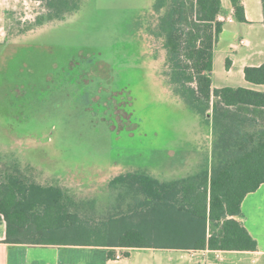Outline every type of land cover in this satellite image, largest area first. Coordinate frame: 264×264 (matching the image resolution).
I'll return each instance as SVG.
<instances>
[{
  "label": "rangeland",
  "instance_id": "374dc122",
  "mask_svg": "<svg viewBox=\"0 0 264 264\" xmlns=\"http://www.w3.org/2000/svg\"><path fill=\"white\" fill-rule=\"evenodd\" d=\"M155 2L81 0L73 15L40 25L41 2L0 15V172L60 188L89 220L80 227L119 226L111 216L128 192L112 185L118 176L177 179L211 146V128L168 83L163 41L148 40ZM233 20L228 11L221 16ZM222 44L218 76L225 75ZM242 210L264 249V185Z\"/></svg>",
  "mask_w": 264,
  "mask_h": 264
},
{
  "label": "trees",
  "instance_id": "16d2710c",
  "mask_svg": "<svg viewBox=\"0 0 264 264\" xmlns=\"http://www.w3.org/2000/svg\"><path fill=\"white\" fill-rule=\"evenodd\" d=\"M33 1L43 3L47 10L36 25L43 24L42 19L48 23L63 21L79 9L81 2ZM261 2L264 16V0ZM231 3L236 20L246 22L241 0ZM150 11L155 18L148 40L151 35L163 41L168 83L211 128L210 148H203L202 159L190 158L183 167L180 165L186 170L177 179L164 181L162 175L144 171L115 178L112 185L124 186L128 193L111 216L124 227L110 230L78 226L77 222L89 220L80 218L74 211L79 212L77 202L60 188L37 184L17 173L0 172V213L7 224L4 243L258 251L257 240L240 219L247 196L264 185V91L213 85L214 53L224 29L220 20L224 14L222 0H156ZM244 74L247 83L264 85V64L248 66ZM140 194L144 198L137 205L135 197Z\"/></svg>",
  "mask_w": 264,
  "mask_h": 264
},
{
  "label": "crops",
  "instance_id": "0c3cea01",
  "mask_svg": "<svg viewBox=\"0 0 264 264\" xmlns=\"http://www.w3.org/2000/svg\"><path fill=\"white\" fill-rule=\"evenodd\" d=\"M30 2L36 1L0 0V15L5 16L11 13L12 9H17L21 5L25 8L28 6L27 9H29ZM241 2L245 8L247 21L241 23L235 18L230 24L224 23V29L214 53L213 85L216 88L247 87L264 91V85L253 86L247 83L244 74L246 67L264 64L262 2L261 0H241ZM222 3L224 12L228 11L234 18L231 0H222ZM19 4L20 6H18ZM2 29L3 27H0V30ZM242 39L245 40V44L239 45V41ZM220 43H223L222 49L225 51L224 76H221L222 72H219V76L216 72L215 55L220 48ZM253 194L255 193L248 195L244 203ZM242 218L240 220L245 224ZM6 238L7 224L0 213V264H264V253H262L264 249L259 246V243L257 252H232L64 245H9L4 243Z\"/></svg>",
  "mask_w": 264,
  "mask_h": 264
},
{
  "label": "built area",
  "instance_id": "2783aa9c",
  "mask_svg": "<svg viewBox=\"0 0 264 264\" xmlns=\"http://www.w3.org/2000/svg\"><path fill=\"white\" fill-rule=\"evenodd\" d=\"M220 20H221V17H220ZM244 44H245V40L242 39L239 41V45H244ZM118 258H120V257L118 256Z\"/></svg>",
  "mask_w": 264,
  "mask_h": 264
}]
</instances>
